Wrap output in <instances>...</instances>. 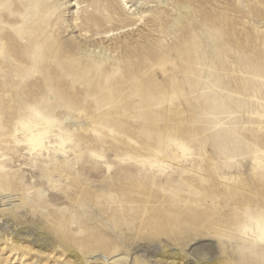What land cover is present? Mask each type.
Segmentation results:
<instances>
[{
  "label": "rangeland",
  "instance_id": "374dc122",
  "mask_svg": "<svg viewBox=\"0 0 264 264\" xmlns=\"http://www.w3.org/2000/svg\"><path fill=\"white\" fill-rule=\"evenodd\" d=\"M0 198V264H264V0H0Z\"/></svg>",
  "mask_w": 264,
  "mask_h": 264
},
{
  "label": "bare ground",
  "instance_id": "6f19581e",
  "mask_svg": "<svg viewBox=\"0 0 264 264\" xmlns=\"http://www.w3.org/2000/svg\"><path fill=\"white\" fill-rule=\"evenodd\" d=\"M48 124H51L50 122H48ZM83 128V127H82ZM51 137L50 135V131L46 130L44 132H40L38 133L37 135H33L32 136V140L31 142L28 144L29 146V150L31 153L33 152H37V151H40V150H46L48 149L47 147V144L50 143L48 141V139ZM67 144V141H65L64 139L62 140L61 144H60V148H59V151H55L54 153H56V157L59 156V154H66V150H65V145ZM23 145V144H22ZM21 146V145H20ZM27 146V145H26ZM57 146V145H56ZM51 147V146H50ZM22 148V147H21ZM58 148V147H57ZM56 150V149H55ZM165 150V149H164ZM163 150V151H164ZM69 151H67L68 153ZM81 152V151H80ZM69 154V153H68ZM186 150L184 148L183 145L179 144V143H175L172 147H169L167 148L165 151H164V156L167 160H165L166 162H169L168 160H170L172 163L174 161L177 162H183L185 157H186ZM60 158V157H58ZM68 158V157H67ZM98 158H101L100 157V154L98 155ZM95 162V161H94ZM69 164V163H68ZM65 165V164H64ZM80 165V164H79ZM259 165H262L261 163H259ZM62 167V166H61ZM69 167V165H68ZM84 169V168H83ZM3 170V169H2ZM60 171V170H59ZM52 172L53 176L56 177V175L58 174V168L53 165L52 167V170L50 171ZM82 173V172H81ZM63 174V173H61ZM78 174V173H77ZM86 175V174H85ZM62 177V176H61ZM64 177V176H63ZM64 180V179H63ZM67 181V180H66ZM79 182V181H78ZM81 189V188H80ZM83 189V188H82ZM68 193V192H67ZM84 193H82L83 195ZM84 196V195H83ZM70 197V196H69ZM80 197V196H79ZM86 201V200H85ZM0 203H1V206L3 205V200L0 198ZM6 229H4L5 231ZM33 234V232H31V235ZM3 235H5L3 233Z\"/></svg>",
  "mask_w": 264,
  "mask_h": 264
},
{
  "label": "snow or ice",
  "instance_id": "6c2138e0",
  "mask_svg": "<svg viewBox=\"0 0 264 264\" xmlns=\"http://www.w3.org/2000/svg\"><path fill=\"white\" fill-rule=\"evenodd\" d=\"M262 222H264V217H262ZM259 240L262 244H264V228L261 229Z\"/></svg>",
  "mask_w": 264,
  "mask_h": 264
}]
</instances>
